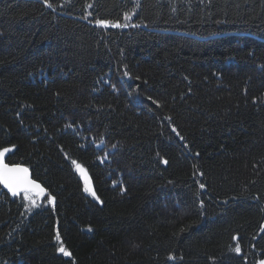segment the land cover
Returning <instances> with one entry per match:
<instances>
[{"label": "trees", "instance_id": "16d2710c", "mask_svg": "<svg viewBox=\"0 0 264 264\" xmlns=\"http://www.w3.org/2000/svg\"><path fill=\"white\" fill-rule=\"evenodd\" d=\"M51 2L0 0V264L264 260V0Z\"/></svg>", "mask_w": 264, "mask_h": 264}, {"label": "snow or ice", "instance_id": "6c2138e0", "mask_svg": "<svg viewBox=\"0 0 264 264\" xmlns=\"http://www.w3.org/2000/svg\"><path fill=\"white\" fill-rule=\"evenodd\" d=\"M42 2L44 3V6L46 8H53V4L51 2V0H42ZM65 2H68V0H65ZM61 7H63V5H60ZM88 7H92V5H88ZM53 10H55L53 8ZM131 19L130 15H125L124 16V20L127 21ZM98 26H103V27H114V28H124L127 27V24H121V23H115V24H109V22L104 21V20H97L96 21ZM133 27H138V25L133 24ZM125 76H128V72L124 73ZM152 103L156 104L157 101L152 100ZM255 103V101H254ZM157 106H159L157 104ZM71 125H69L70 127ZM173 132H176V129L173 128L172 129ZM185 147H187V145H185ZM11 151V149L5 148L3 151H0V183H2L4 185V187H6L8 189L9 192L12 193L13 196H17L19 195L21 192H23L24 194V199L26 201L31 200V194L33 193L34 190H39L40 193L43 192V189L40 188L39 184H36L34 181H31L28 179L27 177V172L28 169L26 168H22L19 166H14V167H9L7 164H5L3 162V157L5 155V153ZM197 155H199L197 153ZM162 162L164 164H167L168 161L167 160H162ZM73 164L76 165L77 169L80 171H83L80 166L77 164L76 161H72ZM201 188L204 187L203 184L200 185ZM123 191V188L121 189ZM85 191H89V189L85 188ZM90 194L96 198V194L94 192H90ZM50 201L53 200L54 198H49ZM32 204H35L34 200H31ZM203 206V205H201ZM88 231H92L91 228L88 229ZM235 239V238H234ZM56 240L57 242L60 244L59 248L57 249L58 252L62 253L64 256H70L71 253L64 247L63 243L60 242V236L59 234H57L56 236ZM234 251L237 254H240L241 252V248L239 246V244H237L234 248ZM168 259H173L172 256H169ZM260 264H264V261H261Z\"/></svg>", "mask_w": 264, "mask_h": 264}, {"label": "water", "instance_id": "95a60500", "mask_svg": "<svg viewBox=\"0 0 264 264\" xmlns=\"http://www.w3.org/2000/svg\"><path fill=\"white\" fill-rule=\"evenodd\" d=\"M4 162V161H3ZM5 163V162H4ZM6 164V163H5ZM9 167H14V166H19V167H22V168H25V167H23V166H21V165H8ZM27 177H28V179L29 180H31V181H33L32 180V178H31V175H30V173H29V171L27 172ZM35 182V181H34ZM36 183V182H35ZM36 184H39V183H36ZM40 185V184H39ZM0 188L2 189V191H4L6 194H8V195H10V196H13L12 195V193L11 192H9L8 191V189L6 188V187H4V185L2 184V183H0ZM40 188H42L43 189V192L42 193H40L39 192V190H34L33 191V195H36V196H41V197H43L44 195H45V190H44V188L40 185ZM21 194H23V192H21L19 195H17V196H14V197H19Z\"/></svg>", "mask_w": 264, "mask_h": 264}, {"label": "rangeland", "instance_id": "374dc122", "mask_svg": "<svg viewBox=\"0 0 264 264\" xmlns=\"http://www.w3.org/2000/svg\"><path fill=\"white\" fill-rule=\"evenodd\" d=\"M262 261H264V260H262ZM261 262V261H260ZM260 262H258V264H260Z\"/></svg>", "mask_w": 264, "mask_h": 264}]
</instances>
